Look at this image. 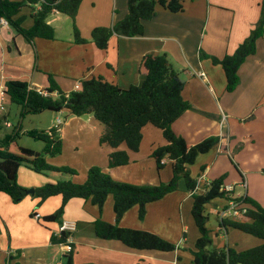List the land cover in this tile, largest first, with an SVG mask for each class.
<instances>
[{"label":"crops","instance_id":"1","mask_svg":"<svg viewBox=\"0 0 264 264\" xmlns=\"http://www.w3.org/2000/svg\"><path fill=\"white\" fill-rule=\"evenodd\" d=\"M127 2L83 0L75 19L79 35L86 41L82 44L74 42L70 18L57 11L47 17V23L54 30L52 40L36 38L29 44L9 25L0 26V116L6 117L0 136L21 127L19 146L33 150L28 141L20 145L25 138L33 140L24 133L49 131L56 119H60L56 134L62 142V152L47 157V161L51 165L55 163L82 171L78 177L62 173L38 174L21 166L17 183L33 191L49 182L81 184L87 178V170L93 166L118 182L132 185L167 183L172 177L171 162L164 158V167L157 170L151 157L155 148L166 144L159 129L151 125L143 127L139 150L127 151L129 163L110 168L108 157L113 149L100 144L104 127L92 114L77 117L62 110L20 118L18 107L15 116L19 120L14 124L11 120L13 104L1 95L5 83L11 80L26 82L36 90H46L48 75L64 94L71 93L76 82L92 77H101L120 89L139 86L146 74L141 67L142 58L164 54L184 84L183 99L191 105V109L172 124L173 132L188 146L211 136L220 139L215 147L199 155L189 166L191 176L197 180L196 192L204 193L212 181L224 176L223 186L232 188V199L247 196L264 208V36L257 40L255 54L247 57L239 67V83L231 92L226 91L223 69L210 59L233 54L249 36L259 19L262 0H185L183 11L177 14L157 7L155 16L143 22L142 35H113L105 50L98 49L91 40V31L96 27H110L123 19L127 14ZM39 9L38 4L25 7L15 18L24 17L22 26L29 28L33 24L31 15ZM222 115L226 116L224 122ZM119 150L126 149L121 146ZM212 202L205 207L212 248L231 247L244 251L262 243L239 230L220 228L218 213L227 210L230 201L218 198ZM192 203L191 193L184 180H180L176 191L147 205L143 220L138 218L137 206L119 220L120 227L148 231L177 247L171 252H161L134 250L120 241L95 236V220L115 223L111 195L101 211L87 200L70 199L64 206L61 220L76 225L70 236V243L74 244L73 264H139L140 261L191 264L190 250H194L199 237L191 216ZM61 204L60 195L40 202L33 192L21 202L13 203L8 195L0 193V264H8L9 258L17 253L18 258L10 264H64L68 245L50 242L51 234H59L61 224L42 222L43 217L53 214ZM35 215H39V220Z\"/></svg>","mask_w":264,"mask_h":264},{"label":"trees","instance_id":"2","mask_svg":"<svg viewBox=\"0 0 264 264\" xmlns=\"http://www.w3.org/2000/svg\"><path fill=\"white\" fill-rule=\"evenodd\" d=\"M83 0H0V19L4 18L8 25L23 39L32 44L36 38L54 39V30L47 23L52 11H57L70 18L73 27V39L76 43H85L75 26L79 5ZM185 0H128L126 16L110 27H96L91 31V40L100 50H105L113 35L135 37L144 32L143 22L151 20L156 8L161 7L170 13L183 11ZM39 4L40 9L31 15L33 24L29 28L22 26L24 17L15 18L23 8ZM264 36V0H262L259 19L249 36L236 48L233 54L221 59L210 57L214 65L223 69L226 79V91H233L239 83L237 71L247 57L255 54L257 40ZM201 57H208L201 54ZM209 58V57H208ZM141 67L146 74L141 85H131L120 89L101 77L81 81L79 91L71 92L68 97L60 91L51 75H48L49 86L46 90L37 91L26 82L11 80L4 86L3 95L20 108V118L27 114H40L44 111L58 113L68 111L77 117L92 114L104 127L99 142L113 149L108 157V166L115 168L129 163L127 151L137 152L142 139V128L151 125L161 131L166 144L155 148L151 157L155 160L157 170L164 167L162 160L171 162L172 177L167 183L158 185H132L113 180L99 167H90L85 182L76 184L71 181L45 183L35 189V197L41 201L60 195L62 204L53 214L43 217V223L57 222L62 224L63 210L72 198H81L97 206L101 211L109 195L113 198L115 223L97 219L93 222V231L102 240H116L134 250H155L171 252L176 245L148 231L123 228L118 225L122 216L132 207H138V218L143 220L148 204L161 200L167 194L178 189L180 180H184L187 191L192 193L193 203L191 216L199 232L195 242L191 264H264V208L247 196L232 199L222 190L224 176L212 181L204 193L195 190L197 180L191 176L189 166L194 164L199 155L206 154L219 143L218 136H211L200 143L188 146L182 137L172 130V124L191 105L181 95L183 82L178 73L171 67L166 55H145ZM42 91L48 95L42 94ZM57 92L58 95H51ZM6 117L0 116V130ZM22 129L0 136V193L9 196L13 203L21 202L26 196L24 187L17 183L19 167L24 166L35 173L51 175L76 172L66 166L56 167L48 163L47 157H55L62 152V142L54 130L27 131L24 134L35 141L43 143L41 153L19 146L18 139ZM124 146L126 150H119ZM224 198L228 201L243 202L247 208L242 218H223L219 227H228L256 237L262 243L256 247L237 251L231 247L212 248L211 232L208 230L205 207L214 199ZM70 232L51 234L52 244H67L70 252L64 264H73L74 244L68 242ZM19 253L10 257L8 264L17 259ZM18 264V263H16ZM139 264H146L140 261Z\"/></svg>","mask_w":264,"mask_h":264},{"label":"built area","instance_id":"3","mask_svg":"<svg viewBox=\"0 0 264 264\" xmlns=\"http://www.w3.org/2000/svg\"><path fill=\"white\" fill-rule=\"evenodd\" d=\"M0 26H8V22L4 18H1L0 19ZM200 76H204V75L202 73H200ZM80 88H81V82L78 81V82L75 83L72 92L79 91ZM37 91H40V90L37 89ZM42 94L45 95V96L48 95L44 91H42ZM69 94L70 93L65 94V97H68ZM1 95H2V97H4L3 93ZM51 95L57 97L58 93L57 92H53ZM225 118H226V116L225 115H222V122H224ZM60 125H61V120L60 119H56V122H55L54 127L52 129H50V130H54L55 133H58L59 132V129H60ZM162 163H163V160H162ZM245 186H246V184L243 181L242 182V187L245 188ZM231 189L232 188L229 187V186H227V187L222 186V190H224L227 193H230L231 192ZM196 190H197V187H196ZM191 195H192V193H191ZM229 196H230V194H229ZM246 208H247V206L243 202L237 201V200H231L230 201V204H229V208L227 210H225V211H220L218 213L219 219L220 220L223 219V218H230V219H233V220L240 219V218L243 217V215H244V213L246 211ZM34 217H35L36 220H39V218H40L39 215H35ZM75 230H76V225L74 223L64 222V223L61 224V227L59 229V234L61 232H63V231L72 233ZM68 242L70 243V237L68 238ZM65 245H67V244H65ZM70 250H71L70 249V246L68 245V247H66L65 255L68 254L70 252Z\"/></svg>","mask_w":264,"mask_h":264},{"label":"rangeland","instance_id":"4","mask_svg":"<svg viewBox=\"0 0 264 264\" xmlns=\"http://www.w3.org/2000/svg\"><path fill=\"white\" fill-rule=\"evenodd\" d=\"M12 108H13V112H12V115H11V120H12V122L14 123V124H16L17 123V121L19 120V118H18V116H15V111H17V109H18V106H16V105H12ZM42 113H44L43 115H48V113H49V111H44V112H42ZM40 115H42V114H40ZM35 116V115H34ZM33 117V116H32ZM6 131V130H5ZM24 141H28L29 142V144H28V146H31V148L35 151V152H38V153H41V151H42V149H43V143L42 142H40V141H36V142H33V140H31V139H24V140H22L21 142H20V145H24L25 143H24ZM53 166H56V167H62V166H64V165H57V164H55V163H53L52 164ZM67 167V166H66ZM70 168V167H69ZM75 172H76V175H77V177H78V175L80 176V174H81V170L80 169H78L77 168V170L76 169H73ZM88 171V170H87ZM222 199V198H221ZM215 201V199L213 200V202ZM212 202V203H213ZM211 203V204H212ZM228 228H230V227H228ZM239 232H241V231H239ZM242 234H244L243 232H241ZM245 235H247V234H245ZM249 236V235H248ZM250 237H253V236H251L250 235ZM255 239V238H254Z\"/></svg>","mask_w":264,"mask_h":264},{"label":"water","instance_id":"5","mask_svg":"<svg viewBox=\"0 0 264 264\" xmlns=\"http://www.w3.org/2000/svg\"><path fill=\"white\" fill-rule=\"evenodd\" d=\"M33 192H34V191L30 189V190H27V191H26V194H33Z\"/></svg>","mask_w":264,"mask_h":264}]
</instances>
